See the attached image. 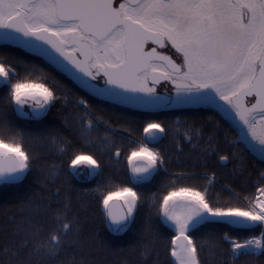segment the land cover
<instances>
[{"label": "snow or ice", "instance_id": "6c2138e0", "mask_svg": "<svg viewBox=\"0 0 264 264\" xmlns=\"http://www.w3.org/2000/svg\"><path fill=\"white\" fill-rule=\"evenodd\" d=\"M0 53V185L20 184L38 149L66 157L68 174L89 181L103 172L105 156L119 163L123 152L126 162L120 182L97 181L75 203L58 182L63 160L48 162L42 171L50 190L0 218V264H102L87 251L81 221L91 204L119 235L147 203L139 264H161V251L167 264H257L264 257V168L254 182L245 176L246 156L264 165V0H0ZM70 93L78 109L70 113L72 138L17 122L43 129ZM105 106L143 119L138 128L125 120L121 132ZM197 108L212 113L200 127L159 119ZM214 121L206 134L204 124ZM166 137L178 153L189 146L191 167L169 169ZM214 157L244 178L240 191L223 186L225 200L210 193ZM162 174L160 186L145 191Z\"/></svg>", "mask_w": 264, "mask_h": 264}, {"label": "trees", "instance_id": "16d2710c", "mask_svg": "<svg viewBox=\"0 0 264 264\" xmlns=\"http://www.w3.org/2000/svg\"><path fill=\"white\" fill-rule=\"evenodd\" d=\"M2 54V53H0ZM64 82V81H62ZM66 83V82H65ZM68 84V83H66ZM68 87H72L71 84H68ZM75 92V90H73ZM71 94V93H70ZM80 95V93H76ZM72 96V94H71ZM95 105V101H91ZM56 109L58 112V118H72L70 113L78 111L75 108L73 102H68L64 104L60 101L56 104ZM54 107V108H55ZM105 118L113 122L114 127H117L119 131L124 132L125 120H132L135 122V125L139 126L140 121L143 117L133 116L131 110H123L119 107L109 108L105 106L104 112ZM212 115L207 109H188L184 111H173L169 112L167 115H162L159 119L166 120L169 123H172L177 117L183 122L187 120L188 122L195 121L196 126L200 127L202 123L206 121V118ZM24 125L23 122H19ZM60 124V131L62 134L72 138L74 133L72 128L69 126L71 122L66 124L65 122H58ZM215 121L212 125L204 124V131L206 134L210 132L211 127L214 126ZM223 126V125H222ZM27 130L35 131L34 129L27 128ZM100 134H103L104 129L100 128ZM137 135L139 133L137 132ZM117 143H122L126 148L128 146L127 139H121V137H115ZM78 147H83L77 142ZM162 146L168 149L172 159L167 161V166L170 170L176 171L181 168L191 167V161L186 159L189 153V146L184 144V153H178L172 146L171 137H166L162 141ZM221 149L226 150V146L222 142L221 138ZM41 155L39 159L35 162L32 170L26 178L18 185H1L0 186V218L6 217V215L11 213H17L21 207L24 200L29 197H35L40 194H45L49 189H46L45 176L43 169L47 166L48 162L52 160H63V166L61 170V175L59 177V183L63 184L66 188L70 187V190L75 196L77 193L83 198V190L94 187L96 182H104L107 177H113L115 182H120L123 179L124 169L126 162L124 160L123 152L120 157L119 163L115 161L108 163V157L105 156V167L100 176L94 178L93 180H85L83 178H76L67 172V158L55 157L53 154L46 152L43 149H38ZM85 151L88 149L85 147ZM179 157V160L176 159ZM215 157L212 162L209 164V171L216 172V182L210 187L211 195L220 200H225L228 197V193L224 189V185H231L237 191L241 190V185L244 183V178L240 176L233 175V163H229L227 166L218 164L215 162ZM246 163V173H251L250 181L254 182L256 179V170L264 168V165H261L258 160L254 159L251 156L245 157ZM197 172H203L204 169L197 167ZM165 177L162 174L157 177L155 181L150 185V188H146L145 191H155L159 186L162 180ZM201 183H205L203 180ZM248 191H252L251 183L247 186ZM149 208L147 203L141 208L140 213L138 214L136 222L132 225L129 231L122 234H114L108 230L105 225L104 217L99 211V208L95 204H91L89 211L87 213L81 214V221L84 229V235L90 238L91 248L87 250L90 255L96 260L102 261V264H121L122 261H128V264H139V242L141 240V229L144 221L148 217ZM153 225L161 232L162 238H166L167 233L159 226L158 221L153 216ZM161 264H167L166 257L161 251ZM150 264V262H149ZM257 264H264V257L259 258Z\"/></svg>", "mask_w": 264, "mask_h": 264}, {"label": "flooded vegetation", "instance_id": "af4514ba", "mask_svg": "<svg viewBox=\"0 0 264 264\" xmlns=\"http://www.w3.org/2000/svg\"><path fill=\"white\" fill-rule=\"evenodd\" d=\"M38 74L39 73H37V75ZM63 81H64V83L65 82L68 83L67 80H63ZM160 87L162 90L165 87L170 88L171 86L166 85V84H162ZM69 101L72 102L71 94H70ZM67 120H68V122H72V118H67ZM17 122H23V121H20L19 118H17ZM58 122H65V118H58V112H57V109L55 107L51 110V112L48 114V116L45 117V125L43 126V129H41L35 123H32V122H23V123L27 128L34 129L36 132H41L42 130L46 131L48 128H55L57 131L61 132L60 131V124Z\"/></svg>", "mask_w": 264, "mask_h": 264}, {"label": "rangeland", "instance_id": "374dc122", "mask_svg": "<svg viewBox=\"0 0 264 264\" xmlns=\"http://www.w3.org/2000/svg\"><path fill=\"white\" fill-rule=\"evenodd\" d=\"M1 186V185H0Z\"/></svg>", "mask_w": 264, "mask_h": 264}]
</instances>
